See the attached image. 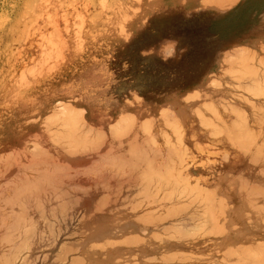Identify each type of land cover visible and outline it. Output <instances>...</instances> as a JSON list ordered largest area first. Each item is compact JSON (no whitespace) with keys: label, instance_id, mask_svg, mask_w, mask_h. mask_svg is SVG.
Instances as JSON below:
<instances>
[{"label":"crops","instance_id":"1","mask_svg":"<svg viewBox=\"0 0 264 264\" xmlns=\"http://www.w3.org/2000/svg\"><path fill=\"white\" fill-rule=\"evenodd\" d=\"M201 1L143 0L74 60L0 58V264H263L264 0Z\"/></svg>","mask_w":264,"mask_h":264},{"label":"rangeland","instance_id":"2","mask_svg":"<svg viewBox=\"0 0 264 264\" xmlns=\"http://www.w3.org/2000/svg\"><path fill=\"white\" fill-rule=\"evenodd\" d=\"M211 1L220 5L218 0L201 2ZM234 3L227 1L228 6ZM142 4L143 0H0V58L32 55L37 63L56 57L74 60L82 51L78 46L91 39L88 35L100 40L107 35L83 33L86 27L104 30L111 25L139 23ZM75 232L74 226L69 236ZM77 243L62 242L73 256Z\"/></svg>","mask_w":264,"mask_h":264},{"label":"bare ground","instance_id":"3","mask_svg":"<svg viewBox=\"0 0 264 264\" xmlns=\"http://www.w3.org/2000/svg\"><path fill=\"white\" fill-rule=\"evenodd\" d=\"M234 56H235V55H234ZM226 72H227V70L225 71V73H226ZM227 79H228V78H227ZM229 80H230V79H229ZM230 81H231V80H230ZM231 83H232V82H231ZM231 83H230V84H231ZM233 84H234V83H233ZM234 90H235V89H234ZM225 92H226V91H225ZM227 93H229V92H227ZM230 95H231V94H230ZM230 95H229V96H230ZM233 95H234V94H233ZM236 95H237V94H236ZM232 98H233V97H232ZM234 98H235V97H234ZM235 100H236V99H235ZM238 100H239V99H238ZM226 102H227V101L225 100V103H224V104H226ZM228 102H229V101H228ZM231 102H232V101H231ZM231 104H232V103H231ZM231 104H229V105H231ZM214 106H215V105H214ZM221 106H222V105H221ZM233 106H234V105H232V108H234ZM227 107H229V106H227ZM218 108H219V107H218ZM236 108H237V107H236ZM214 109L216 110V108H214ZM228 109L230 110V108H228ZM229 110H228V111H229ZM232 110H233V109H232ZM235 110H236V109H235ZM217 112H218V111H217ZM211 113H212V112H211ZM213 113H214V112H213ZM215 113H216V112H215ZM214 116H216V115H214ZM234 116H236V115H234ZM216 117H217V116H216ZM232 117H233V116H232ZM200 118H201V117H200ZM204 119H205V118H204ZM208 119H210V118H208ZM205 120H206V119H205ZM205 120H204V121H205ZM215 120H216V119H215ZM218 120H219V119H217V121H218ZM198 121H199V120H198ZM200 121H201V119H200ZM232 121H233V120H232ZM233 122H234V121H233ZM209 123H210V122H209ZM223 123H224V122H223ZM223 123H222V124H223ZM205 124H206V123H205ZM222 124H221V125H222ZM224 125H225V124H223V126H224ZM213 126H214V125H213ZM231 126H232V125H231ZM237 126H239V125H237ZM242 126H244V129H245L246 125H242V124H241V127H242ZM233 127H234V126H232L231 128H233ZM212 128H213V127H212ZM219 128H220V127H219ZM235 128H236V127H235ZM220 129H222V128H220ZM237 129H238V128H237ZM62 131H63V130H62ZM224 132H225V131H224ZM224 132H223V133H224ZM227 132H229V131H227ZM248 132H249V131H248ZM245 133H246V132H245ZM226 134H227V133H226ZM251 134H252V133H251ZM230 135H231V134H230ZM244 135H246V134H243V137H242L243 139H244V137L246 138L248 135H250V133L247 134V136H244ZM238 136H239V135H238ZM251 136H252V135H251ZM249 137H250V136H249ZM235 140H236V139H235ZM66 141H67V140H66ZM246 142H247V140H246ZM170 144H171V143H170ZM252 145H253V144H252ZM252 145H251V146H252ZM140 146H141V145H140ZM55 147H57V145H56ZM249 147H250V146H249ZM119 148H120V147H119ZM262 148H264V147H262ZM73 150H74V149H73ZM174 151L177 153V151H176L175 148H174ZM243 151H244V150H243ZM77 152H78V151H77ZM77 152H76V153H77ZM175 152H174V153H175ZM74 153H75V152H74ZM174 153H173V154H174ZM247 153H248V152H247ZM261 154H263V153H261ZM255 155H256V154H255ZM263 155H264V154H263ZM174 156H175V155H174ZM175 157L177 158V155H176ZM163 158H165V157H163ZM223 158H224V157H223ZM258 158H261V156L258 157ZM262 158H263V157H262ZM111 159L114 160V158H111ZM118 159H120V158H118ZM146 159H147V158H146ZM263 159H264V158H263ZM35 160H36V159H35ZM165 160H167V159L165 158ZM108 161H109V160H108ZM110 161H112V160H110ZM170 161H171V160H170ZM170 161H169V159H168L167 162L170 163ZM163 162H164V161H163ZM39 163H40V161H39ZM43 163H44V162H43ZM46 163H47V162H46ZM252 163H253V162H252ZM254 163H255V162H254ZM47 164H48V163H47ZM151 164H152V163H150V165H151ZM39 165H40V164H39ZM144 165H145V164H144ZM146 165H147V164H146ZM150 165H149V166H150ZM162 165H163V164H162ZM29 166H30V165H29ZM164 166H165V165H164ZM27 167H28V166H27ZM33 167H34V166H33ZM37 167H39V166H37ZM45 167H46V166H45ZM47 167H48V166H47ZM118 167H119V166H118ZM131 167H132V166H131ZM151 167H152V166H151ZM165 167H166V166H165ZM168 167H169V166H168ZM185 167H186V166H185ZM65 168H66V167H65ZM119 168H120V167H119ZM145 168H146V167H145ZM154 168H155V167H154ZM158 168H159V167H158ZM161 168L163 169V167H161ZM263 168H264V167H263ZM263 168H262V169H263ZM44 169H45V168H44ZM147 169H148V168H147ZM169 169H170V168H168V171H169ZM40 170H41V169H40ZM144 170H145V169H144ZM144 170H143V171H144ZM152 170H153V168H152ZM258 170H261V169H258ZM36 171H37V170H36ZM46 171H47V170H46ZM170 171H172V170H170ZM41 172H42V171H41ZM146 172L148 173V171H146ZM153 172H155V171H153ZM163 172H164V169H163ZM176 172H177V171H176ZM262 172H263V170H262ZM32 173H33V172H32ZM42 173H43V172H42ZM42 173H41V174H42ZM44 173H46V172H44ZM150 173H151V172H150ZM158 173H159V172H158ZM171 173H172V172H171ZM171 173H170V174H171ZM119 174H120V173H119ZM119 174H118V175H119ZM121 174H122V173H121ZM134 174H135V173H134ZM168 174H169V173H168ZM258 174H260V173H258ZM261 174H263V173H261ZM115 175H116V174H115ZM122 175H123V174H122ZM122 175H121V176H122ZM159 175H161V172L159 173ZM231 175H232V174H231ZM231 175H230V176H231ZM51 176L53 177V175H51ZM113 176H114V175H113ZM139 176H140V175H139ZM161 176H162V175H161ZM179 176H180V173H179ZM179 176H178V178H179ZM26 177H27V176H26ZM40 177H41V176H40ZM48 177H49V176H48ZM131 177H132V176H131ZM154 177H155V176H154ZM166 177H167V176H166ZM172 177H173V176H172ZM174 177H175V176H174ZM181 177H182V176H181ZM73 178H75V177H73ZM135 178H136V177H135ZM140 178H141V177H140ZM151 178H152V176H151ZM162 178H163V176H162ZM185 178H186V177H185ZM231 178H232V177H231ZM260 178H261V177H260ZM35 179H36V178H35ZM55 179H56V178H55ZM164 179H166V178H164ZM175 179H177V178H175ZM235 179H236V178H235ZM122 180H123V179H122ZM125 180H126V179H125ZM169 180H170V179H169ZM114 181L117 182L116 180H114ZM119 181H120V180H119ZM176 181H178V180H175V182H176ZM183 181H184V180H183ZM186 181H187V180H186ZM195 181H196V180H195ZM195 181H194V182H195ZM247 181H248V179H247ZM124 182H125V181H124ZM139 182H140V181H139ZM145 182H146V181H145ZM155 182H157V181H155ZM160 182H161V181H160ZM168 182H169V181H168ZM234 182H235V181H234ZM75 183H76V182H75ZM140 183H141V182H140ZM142 183H143V182H142ZM152 183H153V182H152ZM152 183H151V185H152ZM162 183H163V181H162ZM187 183H188V182H187ZM187 183H186V184H187ZM46 184H47V183H46ZM50 184H51V183H50ZM106 184H107V183H106ZM118 184H119V183H118ZM159 184H160V183H159ZM166 184H167V183H166ZM238 184H239V183H238ZM42 185H44V184H42ZM47 185H48V184H47ZM139 185H140V184H139ZM149 185H150V184H149ZM149 185L147 184V187H148ZM157 185H158V184H157ZM184 185H185V183H184ZM192 185H193V184H192ZM194 185H196V184H194ZM243 185H246V184H243ZM243 185H242V187H243ZM255 185H256V184H255ZM142 186H143V185H142ZM153 186H154V185H153ZM162 186H163V185H162ZM169 186H170V185H169ZM177 186H178V185H177ZM115 187H116V186H115ZM144 187H145V186H144ZM196 187H197V186H196ZM196 187H194V188H196ZM34 188H35V187H34ZM39 188H41V187H39ZM175 188H176V187H175ZM197 188H198V187H197ZM197 188H196V189H197ZM199 188H200V187H199ZM263 188H264V187H263ZM263 188H261V189H263ZM36 189H37V188H36ZM147 189H149V188H146V190H147ZM153 189H154V188H153ZM156 189H157V188H156ZM196 189H195V191H196ZM242 189L244 190V188H242ZM245 189H246V188H245ZM124 190H125V189H124ZM173 190H174V189H173ZM177 190H179V189H177ZM186 190H187V189H186ZM197 190H199V189H197ZM203 190H205V188H204ZM256 190H257V189H256ZM37 191H38V190H37ZM117 191H118V190H117ZM147 191H148V190H147ZM147 191H146V192H147ZM162 191H164V190L162 189ZM162 191H161V193H162ZM181 191H183V189H182ZM254 191H255V189H254ZM257 191H260V190H257ZM263 191H264V190H263ZM24 192H25V191H24ZM38 192H39V191H38ZM58 192H59V191H58ZM106 192H107V191H106ZM144 192H145V190H144ZM150 192H151V191H150ZM150 192L148 191V192H147V195H148ZM165 192H166V191H165ZM175 192H176V191H175ZM184 192H185V191H184ZM188 192H189V191H188ZM191 192H192V190H191ZM203 192H205V191H203ZM60 193H61V192H60ZM120 193H121V192H120ZM186 193H187V192H186ZM252 193H254V192H252ZM145 194H146V193H145ZM150 194H151V193H150ZM155 194H156V193H155ZM172 194H173V193H172ZM196 194H197V192H196ZM201 194H202V193H201ZM201 194H200V195H201ZM204 194H205V193H204ZM207 194H208V193H207ZM57 195H58V194H57ZM117 195H118V194H117ZM156 195H157V194H156ZM166 195H167V194H166ZM169 195H170V194H169ZM205 195H206V194H205ZM51 196H52V195H51ZM54 196H55V195H54ZM122 196H123V195H122ZM181 196H182V195H181ZM184 196H185V195H184ZM28 197H29V196H28ZM156 197H157V196H155V198H156ZM203 197H204V196H203ZM24 198H25V196H24ZM124 198H125V196H124ZM129 198H130V197H129ZM155 198H153V199H155ZM158 198H161V197L159 196ZM179 198H180V197H179ZM181 198H182V197H181ZM197 198H198V197H197ZM261 198H262V197H261ZM121 199H122V198H121ZM162 199H163V198H162ZM175 199H176V197H175ZM183 199H184V198H183ZM206 199H207V198H206ZM20 200H21V199H20ZM29 200H32L31 197L29 198ZM52 200H53V199H52ZM64 200H65V199H64ZM103 200H104V199H103ZM157 200H158V199H157ZM169 200H170V199H169ZM176 200H177V199H176ZM189 200H190V199H189ZM222 200H223V199H222ZM261 200H262V199H261ZM11 201H12V200H11ZM33 201H34V200H33ZM39 201H40V200H39ZM54 201H55V200H54ZM155 201H156V200H155ZM202 201H203V200H202ZM208 201H209V199H208ZM211 201H213V200H211ZM218 201H219V200H217V202H216L215 204H217ZM223 201H224V200H223ZM253 201H254V200H253ZM42 202H43V201H42ZM62 202H63V201H62ZM133 202H134V201H133ZM153 202H154V201H153ZM156 202H157V201H156ZM158 202H159V201H158ZM186 202H187V201H186ZM21 203H22V202H21ZM39 203H40V202H39ZM246 203H247V202H246ZM252 203H254V202H252ZM15 204H16V203H15ZM63 204H64V203H63ZM138 204H139V203H138ZM183 204H184V203H183ZM192 204H193V203H192ZM215 204H214V205H215ZM249 204H250V203H249ZM24 205H25V204H24ZM208 205H209V204H208ZM221 205H222V204H221ZM223 205H224V204H223ZM21 206H22V205H21ZM40 206H41V205H40ZM217 206H218V204H217ZM259 206H261V205H258V207H259ZM171 207H172V206H171ZM175 207H176V204H175ZM177 207H178V206H177ZM179 207H180V206H179ZM183 207H184V206H183ZM183 207H182V208H183ZM199 207H200V206H199ZM205 207H206V206H205ZM210 207H211V206H210ZM220 207H222V206H220ZM223 207H224V206H223ZM229 207H230V206H229ZM188 208H189V207H188ZM188 208H187V211H188ZM259 208H260V207H259ZM21 209H22V208H21ZM200 209H201V208H200ZM204 209H205V208H204ZM222 209H223V208H222ZM222 209H218V210H222ZM263 209H264V208H263ZM134 210H135V209H134ZM174 210H175V209H174ZM214 210H215V209H214ZM8 211H9V210H8ZM26 211H27V210H26ZM132 211H133V210H132ZM185 211H186V210H185ZM187 211H186V213H187ZM195 211H196V210H195ZM204 211H205V210H204ZM260 211H262V210H260ZM198 212H200V210H199ZM9 213L11 214V212H9ZM191 213H192V212H191ZM203 213H204V212H203ZM206 213H207V212H206ZM216 213H217V212H216ZM220 213H221V212H220ZM13 214H14V213H13ZM38 214H39V213H38ZM42 214H43V213H42ZM58 214H59V213H58ZM178 214H179V213H178ZM233 214H234V213H233ZM15 215H16V214H15ZM61 215H62V214H61ZM175 215H176V214H175ZM186 215H187V214H186ZM191 215H192V214H191ZM208 215H209V214H208ZM12 216H13V215H12ZM179 216H180V215H179ZM187 216H188V215H187ZM201 216H202V215H201ZM246 216H247V215H246ZM13 217H14V216H13ZM176 217H177V216H176ZM195 217H197V216H195ZM195 217H194V219H195ZM198 218H199V217H198ZM211 218H212V217H211ZM1 219H2V218H1ZM63 219H64V218H63ZM188 219L190 220L191 218H188ZM16 220H17V219H16ZM164 220H165V219H163V221H164ZM181 220H182V219H181ZM186 220H187V219H186ZM191 220H192V219H191ZM167 221H168V220H167ZM184 221H185V218H184ZM201 221H203V220H201ZM19 222H21V221H19ZM24 222H25V221H24ZM182 222H183V221H182ZM188 222L190 223V221H188ZM192 222H194V220H193ZM197 222H198V221H197ZM197 222H195V223H197ZM208 222H209V221H208ZM210 222H211V221H210ZM260 222H261V221H260ZM262 222H263V220H262ZM25 223H26V222H25ZM28 223H29V221H28ZM28 223H26V224L28 225ZM32 223H33V222H32ZM171 223H172V222H171ZM173 223H174V222H173ZM173 223H172V224H173ZM198 223H200V222H198ZM205 223H206V222H205ZM246 223H247V222H246ZM22 224H23V223H22ZM22 224H21V225H22ZM31 225H32V224H31ZM31 225H30V226H31ZM34 225H35V224H34ZM34 225H32L31 227H33ZM181 225H182V223H181ZM212 225H213V224H212ZM214 225H215V224H214ZM236 225H237V224H236ZM19 226H20V225H19ZM19 226H18V228H19ZM22 226H23V225H22ZM28 226H29V225H28ZM185 226H186V225H185ZM185 226H184V227H185ZM199 226H200V225H199ZM23 227H25V226H23ZM23 227H22V228H23ZM191 227H192V226H191ZM27 228H28V227H27ZM160 228H161V227H160ZM199 228H200V227H199ZM218 228H219V227H218ZM218 228H217V229H218ZM24 229L26 230V227H25ZM213 229H214V228H213ZM18 230H19V229H18ZM22 230H23V229H22ZM25 230H24V231H25ZM33 230H34V229H33ZM162 230H163V229H162ZM210 230H211V229H210ZM210 230H208V231H210ZM16 231H17V230H15V232H16ZM20 231H21V230H20ZM189 231H190V230H189ZM195 231H197V230H195ZM199 231H200V230H199ZM206 231H207V229H206ZM211 231L214 232L213 230H211ZM17 232H18V231H17ZM46 232H47V231H46ZM187 232H188V231H187ZM187 232H185V233H187ZM197 232H198V231H197ZM37 233H39V232H37ZM43 233H44V232H43ZM50 233H51V232H50ZM50 233H49V234H50ZM152 233H153V232H152ZM188 233H189V232H188ZM216 233H217V232H216ZM53 234H54V233H53ZM200 234H201V233H200ZM11 235H12V234H11ZM168 235H169V234H168ZM206 235H207V234H206ZM208 235H209V234H208ZM15 236H16V234H15ZM48 236H49V235H48ZM161 236H164V235H161ZM189 236H190V233H189ZM218 236H219V235H218ZM177 237H178V236H177ZM222 237H223V236H222ZM25 238H26V237H25ZM37 238H38V237H37ZM43 238H44V237H43ZM50 238H51V237H50ZM52 238H53V237H52ZM124 238H126V237H124ZM124 238H123V239H124ZM169 238H171V237H169ZM186 238H187V237H186ZM192 238H194V236H193ZM179 239H180V238H179ZM6 240H7V239H6ZM125 240H126V239H125ZM133 240H134V239H133ZM139 240H140V239H139ZM157 240L159 241V238H158ZM27 241H28V240H27ZM225 241H226V239H225ZM10 242H11V241H10ZM28 242H29V241H28ZM32 242H35V241H32ZM104 242H106V241H104ZM112 242H113V241H112ZM177 242H178V241H177ZM11 243H12V242H11ZM16 243H17V242H16ZM37 243H38V242H37ZM51 243H52V241H51ZM53 243H55V241H54ZM119 243H120V241H119ZM143 243H144V242H143ZM13 244H14V243H13ZM59 244H60V243H59ZM104 244H105V243H104ZM112 244H113V243H112ZM114 244H115V243H114ZM114 244H113V245H114ZM254 244H255V243H254ZM254 244H253V246H251V247H252L251 249L256 250L257 247L260 246V244H257V245H256V244L254 245ZM261 244H262V243H261ZM8 245H10V244H8ZM17 245H19V244H17ZM10 246H11V245H10ZM23 246H24V245H23ZM23 246H22V247H23ZM35 246H36V245H35ZM99 246H100V245H99ZM108 246H109V245H108ZM122 246H125V245H122ZM128 246H129V245H128ZM238 246H239V245H238ZM247 246H248V245H247ZM45 247H47V246L45 245ZM61 247H62V246H61ZM61 247H60V248H61ZM63 247H64V246H63ZM92 247H93V246H92ZM92 247H91V248H92ZM94 247H96V244H95ZM97 247H98V246H97ZM253 247H254V248H253ZM261 247H263V245H262ZM261 247H260V249H261L263 252H262L261 250H258V249H257L255 252H251V253H254V255H255V254H258L259 252H262L261 255H263V254H264V248L262 249ZM19 248H20V247H19ZM19 248H18V249H19ZM60 248H59V249H60ZM226 248H227V247H225V249H226ZM242 248H244V250H245V247H242ZM242 248L239 247V250H238V251H241V255H242V253H245V252H246V251H244ZM246 248H247V247H246ZM249 248H250V247H249ZM21 249H24V248H21ZM62 249H64V248H62ZM67 249H68V248H67ZM93 249H94V248H93ZM95 249H96V248H95ZM57 250H58V249H57ZM103 250H104V249H103ZM230 250H232V251H231V252H232V255H230L231 252L228 251V249H226V252H225L224 254H226V255L229 254L230 256H233V253H234V254L236 255L235 250H234V251H233V249H230ZM242 250H243L244 252H243ZM246 250L248 251V249H246ZM249 250H250V249H249ZM253 250H250V251H253ZM21 251H22V250H21ZM63 251H64V250H63ZM224 251H225V250H224ZM258 251H259V252H258ZM8 252H9V251H8ZM14 252H15V251H14ZM23 252H24V251H23ZM35 252H36V251H35ZM228 252H229V253H228ZM236 252H237V251H236ZM18 253H20V252H18ZM18 253H17V255H18ZM180 253H181V252H180ZM3 254H4V253H3ZM13 254H14V253H13ZM169 254H170V253H169ZM169 254H168V255H169ZM174 254H175V252H174ZM220 254L223 255V253H220ZM238 254H239V252L237 253V255H238ZM246 254H247V252H246ZM26 255H27V253H26ZM58 255H59V254H58ZM58 255H57V257H59ZM178 255H179V254H178ZM183 255H185V254H183ZM237 255H236V256H237ZM258 255H259V254H258ZM1 256H2V255H1ZM7 256H8V255H7ZM9 256H10V255H9ZM60 256H61V255H60ZM158 256H159V255H158ZM161 256H162V254H161ZM163 256H164V255H163ZM170 256H171V255H170ZM181 256H182V255H181ZM230 256H229V257H230ZM247 256H248V254H247ZM247 256H246V257H247ZM251 256H252V255H251ZM55 257H56V256H55ZM126 257H127V256H126ZM131 257H132V256H131ZM172 257H175V256L173 255ZM172 257H171V258H172ZM179 257H180V255H179ZM189 257H190V256H189ZM191 257H192V256H191ZM195 257H198V256H195ZM224 257H225V256H224ZM229 257H228V258H229ZM233 257H235V256H233ZM248 257H249V256H248ZM10 258H11V256H10ZM15 258H16V257H15ZM20 258H21V257H20ZM103 258H104V257H103ZM160 258H163V257H160ZM165 258H166V257H165ZM167 258H168V256H167ZM220 258H221V257H220ZM231 258H232V257H231ZM250 258H253V257H250ZM259 258H260V259H259ZM262 258H263V257H261L260 255L258 256V260H261ZM13 259H14V258H13ZM22 259H24V258H22ZM54 259H55V258H54ZM81 259H82V258H81ZM234 259H235V258H234ZM240 259H243V257L241 256ZM11 260H12V259H11ZM59 260H60V259H59ZM59 260H58V261H59ZM62 260H63V259H62ZM78 260H79V259H78ZM152 260H153V259H152ZM164 260H165V259H164ZM173 260H174V259H173ZM180 260H182V258H181ZM185 260H187V259L185 258ZM232 260H233V259H232ZM245 260H246V259H245ZM250 260H251V259H249V261H250ZM253 260H254V259H253ZM253 260H252V261H253ZM255 260H256V259H255ZM258 260H257V262H258ZM262 260H263V259H262ZM262 260H261V262H262ZM81 261H82V260H81ZM81 261H80V262H81ZM115 261H116V260H115ZM144 261H145V260H144ZM159 261H160V260H159ZM177 261H178V260H177ZM191 261H192V260H191ZM233 261H234V260H233ZM239 261H240V260H239ZM246 261H247V260H246ZM249 261H248V263H249ZM3 262H4V261H3ZM12 262H13V261H12ZM64 262H65V261H64ZM77 262H78V261H77ZM169 262H170V261H169ZM171 262H172V261H171ZM175 262H176V260H175ZM182 262H183V261H181V263H182ZM184 262H185V261H184ZM231 262H232V261H231ZM250 262H251V261H250ZM255 262H256V261H255ZM259 262H260V261H259ZM259 262H258V263H259ZM14 263H15V261H14ZM24 263H25V261H24ZM200 263H201V262H200ZM206 263H207V262H206ZM210 263H211V262H210ZM237 263H239V262L236 261V264H237ZM6 264H7V263H6ZM19 264H20V263H19ZM21 264H22V263H21ZM131 264H133V263H131ZM134 264H135V263H134ZM213 264H214V263H213ZM233 264H234V263H233ZM250 264H252V263H250ZM253 264H254V263H253ZM263 264H264V261H263Z\"/></svg>","mask_w":264,"mask_h":264}]
</instances>
